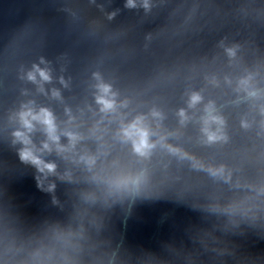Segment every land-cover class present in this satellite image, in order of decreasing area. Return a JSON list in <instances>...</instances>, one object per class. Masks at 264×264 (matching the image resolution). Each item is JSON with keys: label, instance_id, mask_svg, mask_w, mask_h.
<instances>
[{"label": "water", "instance_id": "95a60500", "mask_svg": "<svg viewBox=\"0 0 264 264\" xmlns=\"http://www.w3.org/2000/svg\"><path fill=\"white\" fill-rule=\"evenodd\" d=\"M119 264H264V148L194 198Z\"/></svg>", "mask_w": 264, "mask_h": 264}, {"label": "clouds", "instance_id": "9594fccd", "mask_svg": "<svg viewBox=\"0 0 264 264\" xmlns=\"http://www.w3.org/2000/svg\"><path fill=\"white\" fill-rule=\"evenodd\" d=\"M40 75L41 77H43L45 80L48 79V76L46 75L45 72L41 71L40 72ZM29 78L30 79H34V77L30 74L29 75ZM104 91L106 92L107 89L105 88ZM198 97H193V100H197ZM100 103L104 104V106L106 108H111L112 107V104L109 102V101H106L104 100L103 98L100 99L99 101ZM42 111V118H43V123L47 125L48 127V131L49 133L51 134L52 132H54V124H53V120H52V117H51V113L47 112V110H41ZM30 115V113H23L22 114V120L25 124L26 127L28 128H31V123L28 119H26V117ZM33 119H40V117H36V116H33L32 117ZM132 128L139 134L140 136V143L137 145V151H140L142 147L146 146V137H147V133L142 131V130H139V129H136V125H133ZM127 135H132V132H127L126 133ZM17 136L21 135L20 133H16ZM23 158L24 159H32L34 163H37L39 164L40 161L34 157H32L31 153L30 152H27L25 151L23 153ZM47 167L49 169L52 168V165H47Z\"/></svg>", "mask_w": 264, "mask_h": 264}]
</instances>
